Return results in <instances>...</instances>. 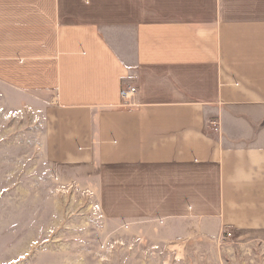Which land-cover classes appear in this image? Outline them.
Instances as JSON below:
<instances>
[{"label":"crops","instance_id":"obj_1","mask_svg":"<svg viewBox=\"0 0 264 264\" xmlns=\"http://www.w3.org/2000/svg\"><path fill=\"white\" fill-rule=\"evenodd\" d=\"M0 105L127 238L48 258L258 264L264 0H0Z\"/></svg>","mask_w":264,"mask_h":264},{"label":"rangeland","instance_id":"obj_2","mask_svg":"<svg viewBox=\"0 0 264 264\" xmlns=\"http://www.w3.org/2000/svg\"><path fill=\"white\" fill-rule=\"evenodd\" d=\"M41 130L37 118L0 105V264L100 263L94 258H48L49 252L64 251L58 246L65 242L127 238L112 233L111 221L96 201L65 184L63 170L45 160ZM251 245L258 264H264V243ZM107 257L105 252V264ZM179 258L186 263L187 257Z\"/></svg>","mask_w":264,"mask_h":264},{"label":"built area","instance_id":"obj_3","mask_svg":"<svg viewBox=\"0 0 264 264\" xmlns=\"http://www.w3.org/2000/svg\"><path fill=\"white\" fill-rule=\"evenodd\" d=\"M136 93V89L132 88V87H127V88H121L120 89V98L121 100H123L124 102H127L129 99H131ZM212 128L214 131L217 132L218 130V125L216 122H212ZM226 238H230V234L226 233Z\"/></svg>","mask_w":264,"mask_h":264}]
</instances>
